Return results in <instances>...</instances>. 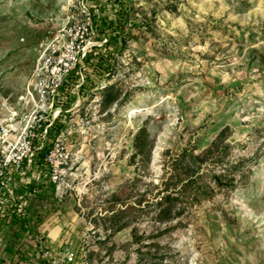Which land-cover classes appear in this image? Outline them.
<instances>
[{"label":"rangeland","instance_id":"obj_1","mask_svg":"<svg viewBox=\"0 0 264 264\" xmlns=\"http://www.w3.org/2000/svg\"><path fill=\"white\" fill-rule=\"evenodd\" d=\"M126 2V46L99 70L90 63L108 50L93 38L85 81L70 77L51 127L56 112L30 93L37 60L90 18L99 34L96 20H116L117 7L0 0V123L20 131L48 111L38 140L53 145L13 174L0 264H50L71 249L72 264H264V0ZM217 141L199 186L161 205L166 184L180 188L197 169L184 153Z\"/></svg>","mask_w":264,"mask_h":264},{"label":"built area","instance_id":"obj_2","mask_svg":"<svg viewBox=\"0 0 264 264\" xmlns=\"http://www.w3.org/2000/svg\"><path fill=\"white\" fill-rule=\"evenodd\" d=\"M91 9L89 8V12H91ZM90 30H93V20L91 18L87 26L83 25L79 27L78 31L75 30L76 38L74 40L67 43L57 42L35 64L32 81L36 85L33 86L30 93L32 96L36 94L42 102H46L50 106V113L56 112L51 127L55 125L56 119L63 112L59 104L60 99L64 98L70 77L75 73L81 77L82 81H85V60L91 48L96 46V42L91 43L93 38L96 41L95 39L98 37L95 31L91 33ZM87 37L90 39H87ZM105 40L107 42V39ZM83 84L81 83L78 86ZM45 112L48 111H37L35 119L32 122L28 119L20 131L18 128H13L12 125L0 123V228L3 218H9L10 214L9 207L5 204L10 202L15 194L14 190L10 189L13 183V174L20 169L33 167L37 163L38 156L36 154L44 150L46 146V139L42 142L38 140L45 129V137L47 138L49 135L48 125L44 122L46 118L43 114ZM47 160L51 168L52 165L54 167L59 166L58 161H54L52 158H50L51 162L49 159ZM20 182L21 186L26 184L24 178ZM5 191L9 192L8 196L7 194L3 195ZM44 256H48V254L45 253ZM45 258L50 264H72L75 262L77 254L71 249L66 252L64 259L53 256Z\"/></svg>","mask_w":264,"mask_h":264},{"label":"trees","instance_id":"obj_3","mask_svg":"<svg viewBox=\"0 0 264 264\" xmlns=\"http://www.w3.org/2000/svg\"><path fill=\"white\" fill-rule=\"evenodd\" d=\"M111 1L117 7L116 11L117 13H119V17L116 20L110 18L109 20L105 21V24H103L102 26L101 24H99L100 20L99 21L96 20L95 22L97 23V27L98 28L100 27L98 29L100 32L98 36L107 39V42L104 44V48L107 49L108 52L105 55H101L96 61H94L95 63H90L91 65L93 64V67H96L99 70H104V68H107L108 71L112 69L113 64L111 63V58H113L112 54H114V51L119 52L122 49V47L126 46L127 40L123 36V33L125 31L126 24H128L129 22V15H130V6L128 5L126 0H111ZM112 48H113V51L111 52ZM98 49H99V46H94L89 51V54L86 58L88 65H89V61H91L92 56H94L95 53H97ZM74 76H75V73H73L71 78H73ZM84 85H86V82L83 84V87ZM61 126L62 125L60 126L56 125L55 129L57 130V134L60 132V129L62 128ZM218 144H219V141L215 142L210 149H208L207 151H204L200 156H196L193 151H187L184 153V155L191 158L193 163L197 165V169H194V172L192 174H189L187 179L182 180L183 185L180 188L178 186H175L174 183H172V185L174 184L173 186L170 185V183L166 184V186L159 193L160 195L163 194L158 200L161 205H165V206L173 205L175 202L180 201L182 196L186 194V190H188V187H191L190 185L199 184V177L196 176V174L199 172L198 169L201 168L200 161L206 160V158L208 157L210 158V155L214 154L216 150L218 151L217 149ZM52 147L53 145L47 144L44 150H42L39 153V156L37 157L36 162H43ZM174 176L175 177L173 178H176L177 175H174ZM214 176H215L214 178H215L216 184H218L219 186H222L221 184H224L223 183L224 178H222L223 174L214 175ZM30 189H32V186H30ZM199 192L202 193L203 190L202 191L199 190ZM203 194L208 195V192H205ZM19 219H22V218H16V216H14L12 219V222L13 223L19 222ZM20 222H21L20 224L25 225V226L29 223L25 219L21 220Z\"/></svg>","mask_w":264,"mask_h":264},{"label":"crops","instance_id":"obj_4","mask_svg":"<svg viewBox=\"0 0 264 264\" xmlns=\"http://www.w3.org/2000/svg\"><path fill=\"white\" fill-rule=\"evenodd\" d=\"M4 230H5V229H4ZM8 233H9V232H7L6 234H8ZM10 233H12V232H10ZM2 234H5V232L2 231ZM2 234H1V235H2ZM8 248L11 249V247H8ZM9 249H8V250H9ZM3 257H4V256H3ZM4 258H5V257H4ZM8 262H9V261L6 260V261L3 262V264H9Z\"/></svg>","mask_w":264,"mask_h":264}]
</instances>
